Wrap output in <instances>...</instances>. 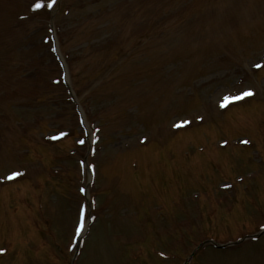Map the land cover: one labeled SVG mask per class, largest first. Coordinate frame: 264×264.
Listing matches in <instances>:
<instances>
[{
    "label": "rangeland",
    "instance_id": "374dc122",
    "mask_svg": "<svg viewBox=\"0 0 264 264\" xmlns=\"http://www.w3.org/2000/svg\"><path fill=\"white\" fill-rule=\"evenodd\" d=\"M260 158L264 0H0V264H182L264 225Z\"/></svg>",
    "mask_w": 264,
    "mask_h": 264
},
{
    "label": "snow or ice",
    "instance_id": "6c2138e0",
    "mask_svg": "<svg viewBox=\"0 0 264 264\" xmlns=\"http://www.w3.org/2000/svg\"><path fill=\"white\" fill-rule=\"evenodd\" d=\"M54 2H55V0H48V6L51 7ZM39 7H40V4L39 3L32 4V8L33 9H36V8H39ZM256 67H260V65H256ZM251 94L252 93H251V90L250 89H245L244 91H240L238 93V95L231 97V99H240V98H242L244 96H249ZM227 99H229V98L226 96L225 97V100H227ZM221 106H223V105H221ZM196 118L197 119H200L199 116H197ZM185 123H187V121H185ZM60 135H63V133H61ZM143 139H145V138L144 137H141V140H143ZM245 143H246V141H245ZM89 167H91V166H89ZM17 175H19V173H17V172H11L9 174V176L7 177V179H12L13 177H15ZM76 230H77V232H79V230H80V225L79 224L77 225V229ZM4 251H6V250L3 249V248H0V253H3Z\"/></svg>",
    "mask_w": 264,
    "mask_h": 264
}]
</instances>
